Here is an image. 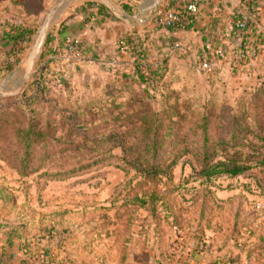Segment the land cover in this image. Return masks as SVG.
Segmentation results:
<instances>
[{
    "label": "rangeland",
    "instance_id": "1",
    "mask_svg": "<svg viewBox=\"0 0 264 264\" xmlns=\"http://www.w3.org/2000/svg\"><path fill=\"white\" fill-rule=\"evenodd\" d=\"M13 1L1 0L0 7L16 15ZM85 2H18L37 32L20 62L11 63L12 71L0 68V235L14 231L25 243L24 253L41 256V264H264V164L237 176L200 174L206 162L243 155L254 164L264 154V55L215 52L208 70L197 41L170 48L171 57L154 76L148 106L155 113L175 109L183 117L174 119L152 160L153 151L145 154L143 125L135 120L147 103L135 98L149 92L117 73L133 70L129 54L124 60L110 48L105 61L84 58L83 67L82 56L71 59L64 50L62 77L51 69L32 83L45 64L40 58L26 77L51 8L59 5L61 11L53 14L48 33ZM149 53L154 66L164 58L159 49ZM29 96L36 97L32 104ZM30 124L45 136L29 157H21L15 129ZM111 130L125 132L128 146L137 150L93 152L84 137ZM149 159L170 168L148 176L126 162Z\"/></svg>",
    "mask_w": 264,
    "mask_h": 264
},
{
    "label": "trees",
    "instance_id": "2",
    "mask_svg": "<svg viewBox=\"0 0 264 264\" xmlns=\"http://www.w3.org/2000/svg\"><path fill=\"white\" fill-rule=\"evenodd\" d=\"M28 1L30 0H17V2L19 3H25ZM240 4L242 7L244 6L246 8L248 14H244L241 10L242 8H240L233 16L230 35H240L242 38L239 45L233 51L236 54H239L240 57L249 58L252 56L254 58H258L260 55H264V32L257 28L255 25V21H253V15H255L256 13L258 4L257 2H245V0H240ZM96 6L101 8L100 11H109V9L103 4H98ZM88 7H93L92 2H87L86 8ZM132 7L133 6L128 5L125 7V9L128 12L132 13ZM164 11L165 10H163L162 8H159L157 10L158 13H163ZM92 15L93 14H90V16ZM245 16L246 27L239 28L237 26V22L243 20ZM195 21L196 19H194L190 25L183 29L166 28L169 33L159 34L157 38L153 37L152 35L154 32L160 29L158 28V25H156L157 28L153 30H147L143 35L135 32V30H132L121 34L118 38V50H122V48H124L126 53L129 54L132 59H134V62L132 65L133 70L127 71V67L122 69L118 68L117 73H123V77H126L127 79H131L134 81L138 80L142 85H145L146 89L149 92V95L146 97L138 96L135 98L136 101H144V99L145 101H147V103L143 104L142 110L135 115V120L143 125L141 137L146 140V142L144 143L145 154L146 151H153L154 157L152 158V160L155 159L160 148H162L165 139L171 133L172 127H174V124H176V120L174 119L177 117V119H182L183 117V114H181V112L179 113L175 111V109H167L155 113L148 106V102L153 96L151 95V92L155 91L154 89L156 87L154 76H157L161 73L162 68L165 67V63L171 57V51H169V49L172 48L175 51L181 46L178 43L182 40V38L176 34H173L172 32H177L179 30L187 31L194 26ZM3 26L4 31L0 32V44H2L3 42H7L8 44H10L11 51H9V57L12 58V61H5V63L3 64V68L5 66L7 71L10 72L13 69L11 63H19L20 58L23 55L24 48L32 42L37 32V28L35 25L31 24L23 25L11 22H6L3 24ZM222 34H224V30L218 32L217 23L214 22L212 27L209 29L208 36L203 39V46L198 47L197 50V54L201 62L205 60L210 61L212 55L220 49H222L225 53L228 52V48L223 41L224 35L221 36ZM52 42L53 36L51 31L47 36L44 46L45 49L42 52L39 61L42 62L43 60H47L48 55L55 52L52 46ZM69 42L70 41L67 40L65 48L67 47V44H69ZM79 48L81 50V56L84 55V57H86L88 53V45L85 42L83 43L81 39H79ZM166 48L168 49V51L165 50V52H162V50ZM154 49H159L161 51V54L164 56V58L160 59V61H158L155 66L154 64H151V59L148 58V56L150 55L149 52L153 51ZM143 60L148 61L145 64L146 66L140 64ZM48 64H50V60L48 61ZM40 68L41 69H39V72L35 75V77H33L32 83L41 80L39 76L40 74L45 75V71L48 70L50 72L51 69H53L52 71L54 72L56 71L51 67V64L50 66L42 65ZM48 75L49 74H47L46 77H48ZM60 77H62L61 74ZM28 100V104H32L36 100V97L29 96ZM203 119V130H206L209 122L208 115H204ZM132 123H134V119ZM15 133V141H17L23 148L21 157H29V155L31 154V149L41 138L45 136L43 135V132L41 130H37L33 124L24 127L17 126V128L15 129ZM125 134V132L121 133L115 130H111L108 133L101 134L100 137H98V134H94L92 140L86 138L87 136L84 138L85 140L91 142V150L93 152L107 154L109 150H113L116 147L121 148V150L125 153L134 152V150H137L138 146H128V140L124 138L126 136ZM205 139H207V136H205ZM141 151L142 150H139V156H141ZM207 158H209V155L207 156L206 154L205 159ZM243 159H245V157L243 155H240L239 157H227L225 159L217 160L213 163L206 162L202 166L200 174L202 177L207 179L222 174L237 176L247 172L253 166L264 164V154H261L260 158H258L254 162V164H250L248 161ZM152 160H127L126 162L129 167L134 168L136 171L148 176L158 175L160 171L166 172L168 168H170V165L166 166L165 168L159 167L160 163L154 164ZM48 175L57 177L59 175H62V172H51ZM1 228L3 227H0V233L3 232ZM0 239L8 245H14L18 243L20 247H24L25 249H27L25 247V243H21L22 238H19V236L15 237L14 231L10 232L6 236H4V234L2 233L0 235Z\"/></svg>",
    "mask_w": 264,
    "mask_h": 264
},
{
    "label": "crops",
    "instance_id": "3",
    "mask_svg": "<svg viewBox=\"0 0 264 264\" xmlns=\"http://www.w3.org/2000/svg\"><path fill=\"white\" fill-rule=\"evenodd\" d=\"M86 1L92 2L93 7L86 8L87 2H85V7L83 5L84 8L81 10L78 8L77 10H74L75 12H68L66 14L67 16H65V22L60 23L51 30L53 36L52 46L55 52L50 53L47 57V60H43L42 62L45 61L44 63L46 66H50L51 64V67L56 70L58 76L67 72V69L65 68L67 59L64 57V54L66 55L64 48L67 40L78 38L81 39L83 43L85 42L88 45V57H84V55L82 56L83 60L81 61V64H79L80 66L84 67V61L88 58L89 59L87 61L99 59L105 61L107 59L106 55L108 49H112L114 47L117 48L116 52H119V56L126 60L128 54L126 53L125 49L122 48V50H118L117 42L119 36L127 31L132 30H135V32L143 35L147 30H153L157 28L156 21L159 16L157 10L159 8L166 10L172 5L170 0H133L132 2H129L128 0H112V2L116 6L118 5L121 7L124 12L136 16L139 22L132 26L117 18L110 10L100 11L101 8L96 5L103 4L101 0ZM12 4L14 7L13 10L15 11L16 9V12L18 13L16 15H12L13 13L9 12L10 8L0 7V32L4 31L3 24L6 22L30 25L23 16V6L16 1H13ZM257 4L256 13L253 15V21H255L256 27L264 32V0H257ZM128 5L133 6L132 13L125 9V7ZM240 8H242L241 10L244 14H248L246 8L241 6L240 0H202V4L196 16L194 26L187 31L179 30L172 33L182 38V40L178 43L181 46H183L184 42H190L189 39H191L192 41L198 42L196 45L197 47H201L203 46V39L208 36L209 29L212 27L213 23L216 22L217 31L221 32L224 30V34L221 36L224 35L223 41L226 44V47L229 51L231 49L234 50L239 45L242 38L240 35H230V29L232 27L233 16ZM58 11H61V9L57 10L56 12ZM56 12L54 15H56ZM90 14L93 15L90 16ZM17 15L21 16L19 18H22V20H19ZM151 21H153V23H151ZM144 22L146 23L142 27V32H138V24ZM158 28L160 29H158L152 35L155 38H157L159 34L169 33L166 28L159 26ZM44 48H42L40 56L44 51ZM9 51H11L10 44L7 42L0 44V68L3 67V64L6 60L12 61V58L9 57ZM49 60L50 64H48ZM129 66L130 68L132 67L131 65H128V67ZM41 262H43L41 256L38 257L36 254L34 256L32 253L26 254L21 249L19 244L8 245L0 239V264H41Z\"/></svg>",
    "mask_w": 264,
    "mask_h": 264
},
{
    "label": "built area",
    "instance_id": "4",
    "mask_svg": "<svg viewBox=\"0 0 264 264\" xmlns=\"http://www.w3.org/2000/svg\"><path fill=\"white\" fill-rule=\"evenodd\" d=\"M132 2L133 0H128ZM171 7L163 13H159L157 25L163 28L183 29L190 25L199 12L202 0H170ZM245 2H257V0H245ZM239 28L246 27V16L243 20L237 22ZM67 47L64 48L71 59L81 58V50L79 48V39H70ZM217 55L224 56L225 52L220 49L216 51ZM204 68L210 70L211 63L209 61L202 63Z\"/></svg>",
    "mask_w": 264,
    "mask_h": 264
},
{
    "label": "water",
    "instance_id": "5",
    "mask_svg": "<svg viewBox=\"0 0 264 264\" xmlns=\"http://www.w3.org/2000/svg\"><path fill=\"white\" fill-rule=\"evenodd\" d=\"M101 2L119 19L125 21L126 23L134 26L138 23V20L136 16H133L131 14H128L127 12H124L118 6H116L112 0H101ZM61 6L56 5L51 8L50 12L46 16L45 20L43 21L42 26L40 27L39 33L37 35V38L35 39L32 51L28 57L27 63V73L26 77L30 76L31 72L33 71V68L36 64L37 59L40 56L41 50L43 46L45 45L48 31L51 25V20L53 14L60 9Z\"/></svg>",
    "mask_w": 264,
    "mask_h": 264
}]
</instances>
